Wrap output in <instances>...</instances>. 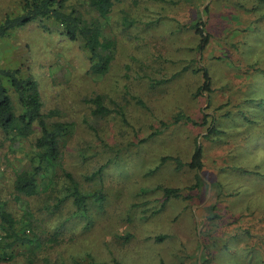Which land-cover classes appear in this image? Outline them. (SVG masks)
I'll return each instance as SVG.
<instances>
[{
  "label": "rangeland",
  "instance_id": "obj_1",
  "mask_svg": "<svg viewBox=\"0 0 264 264\" xmlns=\"http://www.w3.org/2000/svg\"><path fill=\"white\" fill-rule=\"evenodd\" d=\"M87 1L74 2L87 9ZM22 3L0 0V22L20 13ZM258 3L263 9L264 0H116L102 20L104 36L116 41L105 75L90 71L82 43L62 35L51 19L0 40V67L33 76L43 111L56 110L52 120L73 124L61 142L64 171L84 192L101 189L105 195L102 206L91 202L86 215L76 214L71 200L44 209L66 196L69 184L64 171L50 170L39 178L38 195L18 200L15 177L31 167L35 138L12 140L0 130L2 199L22 221L26 206L32 208L40 239L0 264H203L212 240L219 249L207 255L208 264L224 254L229 261L238 256L243 264H264V176L233 171L264 172V109L249 106L264 94V75L252 72L264 68ZM202 32L210 39L200 50ZM95 95L104 97L110 113H93L87 100ZM241 112L258 115L260 123L235 116ZM179 113L196 123L174 122ZM205 116L222 132L207 137ZM197 143L204 152L201 184L196 170L172 159L191 161ZM47 177L53 192L45 190ZM165 187L180 189V196L167 199ZM249 227L252 236L243 237ZM255 247L259 253L253 250L247 262L243 248Z\"/></svg>",
  "mask_w": 264,
  "mask_h": 264
},
{
  "label": "trees",
  "instance_id": "obj_2",
  "mask_svg": "<svg viewBox=\"0 0 264 264\" xmlns=\"http://www.w3.org/2000/svg\"><path fill=\"white\" fill-rule=\"evenodd\" d=\"M74 1L75 0H23L20 13L7 14L0 22V40L7 37L12 31L22 28L34 21L51 19L59 24L58 26L62 35L72 41H80L82 43L83 49L89 54L90 71L93 74H107L115 57L116 41L104 36V24L102 20L106 19L110 13H112L116 0H88L87 9H83ZM255 11L264 16V8L261 9L260 3L255 7ZM196 28H199L198 24ZM209 39L208 35L202 32V42L199 46L200 50H203L209 43ZM254 71H258L264 75V68L258 67L252 70V72ZM204 73L206 77L205 87L209 88L210 77L208 71L204 69ZM154 83L158 82L156 81ZM159 83L162 82L160 81ZM10 88L15 92L19 106H16L14 99L10 95ZM263 95L264 94L260 96V101L251 99V105L249 106L256 110L261 108L264 109ZM87 101L92 104L93 113L95 115L104 116L111 112V109L105 104L102 95H95ZM259 111L261 110H257V112ZM58 114L56 110H50L48 113L43 111V101L39 84L33 76H22L20 69L0 67V130L3 131L6 137H12V140L29 138L32 136L35 138V153L31 159V167L20 171L15 177L14 188L18 193V200L22 197H33L40 193L41 184L39 178L43 173L50 170L55 173L65 170L63 167L61 142L68 135L73 124L69 121L52 120V118L58 116ZM234 114L235 113H233L232 116ZM235 116L240 117L242 120L249 121L250 124H258L261 121L258 115H252L257 119H250V117L243 112ZM181 121L194 122L189 116L184 113H179L175 116L174 122L179 123ZM205 122L210 124L207 137L222 132L214 125V118H211L209 121L207 116H205ZM194 123H196V121ZM248 127L250 128L251 126ZM37 129L39 130L38 133H36ZM203 157V148L197 143L191 161L184 163L178 158L172 157V159L175 160L179 168L188 166L196 170L197 183L201 184L202 177L198 174V171L204 166ZM105 167L106 165L101 166L93 173V176L101 175ZM261 168L262 167L248 168L238 166L234 167L233 171L236 173L238 172V174H248L250 176H264V172L261 171ZM65 173L69 181L66 188L67 195L62 198H57L58 200L53 206L45 205L44 209L50 211L52 207L60 208L62 204L71 200L75 213L86 215L91 202L97 206H102L105 195L101 189L94 192H84L80 183L76 181L70 173ZM44 176L46 177L45 174H43V177ZM46 181L45 190L53 192L55 188L50 186L51 181L48 177ZM215 186H218V183L215 184ZM163 190L167 199L179 197L181 192L180 189L171 187H165ZM6 205L7 203L3 201L0 192V262L13 260L16 257V250L19 247H31L36 245L37 242H40L39 234L35 231L37 226L35 225L36 219L33 215L32 208L29 205L26 206L25 217H23L24 221H22L17 219ZM253 232L252 227L245 228L244 231H242V235L243 237H250ZM56 238L57 235L55 234L50 237V240L56 241ZM163 238L164 237L161 236L158 240H162ZM224 240H232V237ZM211 242V245H206L205 252L207 255L214 256L213 250L219 249L218 242L215 240ZM243 249L244 255H248L246 259L247 262H250L253 257V250L255 252L259 251L256 247ZM224 250H226V248H224ZM207 255L204 254L203 256V264H208ZM228 255L229 254H224L223 260L217 264H243V259L238 256H236L234 261H229ZM161 264L166 263L161 261Z\"/></svg>",
  "mask_w": 264,
  "mask_h": 264
}]
</instances>
